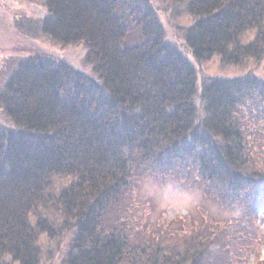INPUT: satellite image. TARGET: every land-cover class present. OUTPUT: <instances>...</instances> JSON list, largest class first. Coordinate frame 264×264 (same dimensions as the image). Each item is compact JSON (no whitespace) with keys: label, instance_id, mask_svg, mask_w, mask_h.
Wrapping results in <instances>:
<instances>
[{"label":"trees","instance_id":"obj_1","mask_svg":"<svg viewBox=\"0 0 264 264\" xmlns=\"http://www.w3.org/2000/svg\"><path fill=\"white\" fill-rule=\"evenodd\" d=\"M176 1L194 19L184 36L197 62L264 59V0ZM43 3L46 15L30 29L83 43L92 73L38 55L7 74L0 108L13 124L0 129V264H40L41 236L56 238L51 214L71 235L67 264H246L259 253L250 212L264 202V170L239 108L264 94V80L212 77L200 90L192 62L161 28L150 32L158 21L150 0ZM183 163L216 196L242 200L246 215L170 236L123 217L140 168ZM57 178L68 181L57 188Z\"/></svg>","mask_w":264,"mask_h":264},{"label":"rangeland","instance_id":"obj_2","mask_svg":"<svg viewBox=\"0 0 264 264\" xmlns=\"http://www.w3.org/2000/svg\"><path fill=\"white\" fill-rule=\"evenodd\" d=\"M150 1L158 15V21L150 25V32L156 33L161 28L166 41L179 48L188 61L192 62L197 70L200 90L202 84L212 77L234 78L252 73L264 80V59L247 60L239 65H226L216 56L209 61L197 62L184 36L186 29L194 21L192 16L187 14L185 5L175 0ZM45 15L43 0H0V91L3 89L7 74L20 60L29 56L39 55L42 60L68 63L77 70L92 73L91 65L85 61L87 51L83 43L63 45L43 36L36 26L30 29L33 25L40 24ZM252 39L253 34H247L246 41ZM196 100L198 104L202 101L198 97ZM239 109V120L243 123L245 135L250 136L249 144L256 143V151L251 152L256 156L260 153L258 165L259 169L264 170V157L259 151V149L264 151V146H261L264 145V94L256 93L249 97L245 105ZM11 124H13L11 120L7 119L0 108V129H6L12 126ZM259 132L260 139L257 138ZM184 165L173 170L166 166H156L150 170L140 168L134 175L136 179L131 187V194L125 195V199L121 200L123 205L127 206V212L123 217L141 225L143 230L147 228L150 231L157 227L159 231H163L162 236H170L180 228L204 230L211 222H227L245 214L246 207L242 200L237 197L223 200L216 196L215 187L204 185L194 173L195 169ZM67 181L63 182L57 178L55 185L59 188L65 186L64 183ZM42 208L40 210L45 212L46 208ZM41 214L46 217L44 213ZM250 217L253 219L254 248L259 253L252 254L246 264H257L259 260L264 259V202L258 210L252 209ZM48 219L55 227L56 238L41 236L40 264H67L64 256L70 249L68 242L71 235L64 229L62 217L51 214ZM177 219L185 221V225L177 228Z\"/></svg>","mask_w":264,"mask_h":264}]
</instances>
